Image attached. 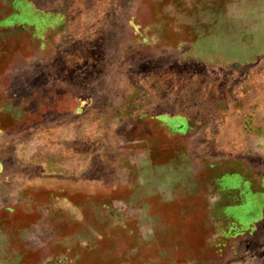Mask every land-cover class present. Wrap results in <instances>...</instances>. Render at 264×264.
<instances>
[{
    "label": "rangeland",
    "instance_id": "obj_1",
    "mask_svg": "<svg viewBox=\"0 0 264 264\" xmlns=\"http://www.w3.org/2000/svg\"><path fill=\"white\" fill-rule=\"evenodd\" d=\"M0 163V264H264V0H0Z\"/></svg>",
    "mask_w": 264,
    "mask_h": 264
},
{
    "label": "crops",
    "instance_id": "obj_2",
    "mask_svg": "<svg viewBox=\"0 0 264 264\" xmlns=\"http://www.w3.org/2000/svg\"><path fill=\"white\" fill-rule=\"evenodd\" d=\"M55 23H58V21H55ZM60 23L62 24V22H59V24ZM50 28L53 27H47L46 29L48 30ZM1 162L4 165V161ZM157 167L158 165L150 166L151 171H149L148 165L141 167V169L139 170L140 176L138 181H132L130 179V171L127 170L124 171L123 174L117 175L116 178L113 177L114 180H112V178H108L107 182L101 180V178L90 179L89 184H91V186H87V187H84L83 184L84 181L80 178L67 179V177H60L59 182L61 184L67 182L70 183L74 182L77 189H86L88 187L92 189H96L100 187V188H106L109 191H114L115 189L122 187L123 189L131 192L134 190V188L136 189V184H139L140 187H143V190L145 188L147 189L148 187L152 188L158 186L161 183L160 180L161 176L157 177L154 175L155 173L154 170ZM241 168H242L241 170L238 169V171L233 173H223L218 183L219 185L217 192L213 196L211 194H208V197L210 199V206L221 210V212L225 211L226 215L231 212L230 211L231 209L244 210L245 208L250 209V208H254L255 206H258L259 203L255 202L254 197L256 195L254 193H256L257 195L258 194L262 196L264 195V173L261 172L259 169L258 170L253 169L249 172V169L243 163H241ZM149 172L153 174L152 177L147 176ZM61 176L63 175L61 174ZM234 176H237L239 180L237 179V177ZM0 181H7V179L4 180L0 179ZM27 181L36 182L37 180L35 179V177L28 176ZM38 181L43 182L46 185L47 183L50 184L52 182V178L51 176H48V178L43 176V179H40ZM178 182L179 180H177L175 183ZM249 192H251V195ZM143 197L146 198V195H144ZM262 214L264 215V202L262 203Z\"/></svg>",
    "mask_w": 264,
    "mask_h": 264
}]
</instances>
